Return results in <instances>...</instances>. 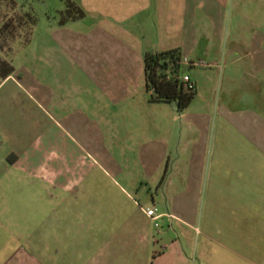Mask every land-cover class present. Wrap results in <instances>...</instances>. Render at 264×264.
<instances>
[{
	"label": "crops",
	"instance_id": "obj_1",
	"mask_svg": "<svg viewBox=\"0 0 264 264\" xmlns=\"http://www.w3.org/2000/svg\"><path fill=\"white\" fill-rule=\"evenodd\" d=\"M70 1L0 83V264H264V26L227 0ZM175 48L183 111L143 66Z\"/></svg>",
	"mask_w": 264,
	"mask_h": 264
},
{
	"label": "rangeland",
	"instance_id": "obj_2",
	"mask_svg": "<svg viewBox=\"0 0 264 264\" xmlns=\"http://www.w3.org/2000/svg\"><path fill=\"white\" fill-rule=\"evenodd\" d=\"M64 1L0 0V28L4 23L8 24V28L0 33V58L9 61L13 56L14 66L19 67L26 65V58L29 60L37 52L40 53L36 45L49 34L46 22L57 21V11L64 8ZM226 9L231 17L230 23L237 24L242 21L236 10L243 11L250 14L253 26L257 25V29L262 31L260 26H264V17L260 13L264 9V0H227ZM246 32H249V29ZM47 63L51 66V60ZM19 73L23 74L22 71ZM43 77L44 74H40L39 81H42ZM43 79L42 83L48 86L49 80L45 77Z\"/></svg>",
	"mask_w": 264,
	"mask_h": 264
},
{
	"label": "trees",
	"instance_id": "obj_3",
	"mask_svg": "<svg viewBox=\"0 0 264 264\" xmlns=\"http://www.w3.org/2000/svg\"><path fill=\"white\" fill-rule=\"evenodd\" d=\"M64 3V8L57 11V25L62 26L68 21L83 17L84 12L74 2L65 0ZM7 28L8 24L4 23L0 28V33ZM182 59L183 55L178 48L144 54L143 66L150 102L170 103L178 111H183L194 99L196 95L194 82L188 83L180 80V77L191 69L192 63L182 64ZM13 72L14 67L11 61L0 58V83ZM189 84L193 87L189 88Z\"/></svg>",
	"mask_w": 264,
	"mask_h": 264
},
{
	"label": "built area",
	"instance_id": "obj_4",
	"mask_svg": "<svg viewBox=\"0 0 264 264\" xmlns=\"http://www.w3.org/2000/svg\"><path fill=\"white\" fill-rule=\"evenodd\" d=\"M181 62H182V64H185V65L190 63V61L186 57H183ZM180 80H182L184 82H188V83L192 82L190 77L188 76V74L182 75L180 77ZM192 87H193V85L189 84V88H192ZM144 213L148 218H150L151 220H155V221L158 220L161 216V214L158 212V208L155 206L144 209ZM155 225L158 226L159 223L156 222Z\"/></svg>",
	"mask_w": 264,
	"mask_h": 264
}]
</instances>
